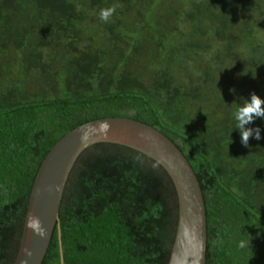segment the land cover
Wrapping results in <instances>:
<instances>
[{
	"label": "trees",
	"instance_id": "trees-1",
	"mask_svg": "<svg viewBox=\"0 0 264 264\" xmlns=\"http://www.w3.org/2000/svg\"><path fill=\"white\" fill-rule=\"evenodd\" d=\"M252 92L264 98V0H0V264L15 263L50 150L106 117L156 128L188 159L206 264H264V119L245 146L232 118ZM178 215L162 166L93 145L68 176L43 264H61L60 240L63 264H168Z\"/></svg>",
	"mask_w": 264,
	"mask_h": 264
},
{
	"label": "water",
	"instance_id": "water-1",
	"mask_svg": "<svg viewBox=\"0 0 264 264\" xmlns=\"http://www.w3.org/2000/svg\"><path fill=\"white\" fill-rule=\"evenodd\" d=\"M103 125L107 127L103 128ZM101 143L133 149L163 167L174 183L179 206L177 230L168 264H206L207 211L201 184L193 167L177 145L161 131L124 117L100 118L78 125L50 150L32 186L14 264H43L55 229L60 228L63 191L73 165L83 151ZM32 217L39 219L46 230V237L41 238L28 227ZM60 251L63 264L61 240Z\"/></svg>",
	"mask_w": 264,
	"mask_h": 264
},
{
	"label": "clouds",
	"instance_id": "clouds-1",
	"mask_svg": "<svg viewBox=\"0 0 264 264\" xmlns=\"http://www.w3.org/2000/svg\"><path fill=\"white\" fill-rule=\"evenodd\" d=\"M118 5L113 4L111 7L102 8L99 12V19L104 22H108L115 14ZM235 105L232 111V118L235 121V129L239 131L241 137V143L248 146L249 139L255 137V139H261L260 127H249L256 119H264V98H261L255 92L250 94L249 98H241L240 102L233 103ZM106 128L107 125H103ZM28 227L36 231L41 237H46V230L41 226L38 218L32 217L28 222ZM251 245V240L241 239L237 242L239 249L248 248Z\"/></svg>",
	"mask_w": 264,
	"mask_h": 264
}]
</instances>
